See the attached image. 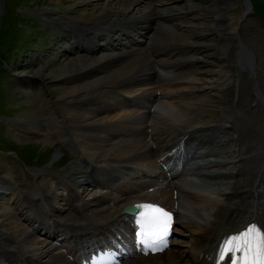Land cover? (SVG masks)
I'll return each instance as SVG.
<instances>
[{
  "label": "bare ground",
  "instance_id": "1",
  "mask_svg": "<svg viewBox=\"0 0 264 264\" xmlns=\"http://www.w3.org/2000/svg\"><path fill=\"white\" fill-rule=\"evenodd\" d=\"M76 1H69L74 5L65 12L45 13L43 16L69 34L64 40H68L73 53L75 49L85 48L88 49L87 53L81 49L80 53L92 56L106 52L113 54L90 64L85 59L71 61L67 54L70 50H66L58 61V70L50 78L63 86L57 92L60 111L58 124L62 127L57 128V125L52 124L33 126L26 124L25 120L11 127L19 134L36 137L63 135L64 132L76 138L82 137L89 141L88 147L82 148V152L88 151L85 154L87 158L89 156L90 162L86 167L73 163L66 168L65 173L53 176L54 180H58L57 185H63L66 194L52 192V186L46 180L40 185L41 189L22 187L17 195H11V203L8 204L11 208L0 206V219L6 223L3 225L0 222V227L6 226L10 231V235L0 233V253L5 256L4 264H69L64 258L71 256L77 260L78 245L88 239L104 236H111L123 244L121 264H181L178 261L181 251L138 257L133 243L135 237L132 238L136 230L134 220L121 213L125 206L134 203L152 204L172 213L175 216L174 227L180 228L182 225L183 229L191 233L195 241L192 251L194 263L190 261L185 264H217L218 250L226 237L244 231L252 224L264 226V89L259 85L261 75L264 76V63L260 60L263 63L260 65L258 55L252 52L254 49L250 50L249 43L242 40L241 36L233 34L232 38L223 37L215 45L206 43V37L202 38V42L185 37L184 29L189 28V25L176 21L190 18L202 27L211 11V7H198L194 0L187 2L184 7L186 11L174 8L160 11L155 7L146 14H141V6L148 0H107L108 7L104 4V8L99 5L103 0ZM124 2L128 5L124 11L112 8L115 3ZM232 8L228 0H221L214 6L219 16L213 19L212 25L218 34L227 32L229 21L223 12ZM80 12H83L82 15ZM248 16H242V23L247 21ZM151 23H156L157 27ZM100 40H104V44ZM118 41L120 44L117 45ZM216 46L222 50L219 62H214L209 54ZM232 48L236 49V56L230 54ZM243 69L256 82L252 96L254 105L252 107L249 103L247 107L253 109L254 113L259 112L260 128L252 123L255 128L245 125L246 128L239 129L234 122V115L228 111L231 101L224 98L232 82L239 84ZM45 81L39 72L23 82L40 84ZM206 90L221 94V105L228 109H223L224 115L217 121H202V115L207 110L201 103H190L194 95ZM158 100H174L176 105L171 108L173 102L167 103V106L165 102L156 107ZM136 107L142 110L131 109ZM174 107L179 113L177 116L170 115L175 112L171 110ZM101 115L103 119L106 118L103 122L92 121ZM144 119L153 121L143 124ZM77 128L82 133H94L89 136L86 134L88 137L82 136L81 132L77 133ZM233 130L238 135L235 141L240 149L227 164H223L229 166L227 170L217 174L223 182L214 183L206 192H201L198 187L188 189L186 183L176 182L183 170L164 172L165 169L158 164L162 162V166L168 165L175 154V164L177 159L182 161L185 158L183 153L175 149L181 143L202 144L218 138L219 131L224 133ZM97 131L103 132V136L96 135ZM130 137L133 139H126ZM42 139L47 142L45 138ZM112 147L114 150L106 154L110 161L126 165L140 159L155 160H151L147 166L123 165L126 171L132 168L140 171V177L136 176V180H140L130 186L107 185L104 189L108 191L103 194L100 191L102 185L89 179V176L93 172L101 173L105 168L97 165L100 161L104 162L102 160L106 157L97 156L98 151L101 149L102 152V148L111 150ZM117 151L118 154H115ZM219 165L212 162L208 164ZM153 169H160V173L154 179L147 180L152 178ZM229 179L231 181H224ZM76 187L81 188L82 192L76 191ZM86 187H89L87 191ZM90 188L98 191L90 194ZM138 190L146 192L134 195ZM86 195L91 198L86 199ZM191 215L195 218L192 219ZM183 218L187 221L180 224L178 221ZM60 229L62 234L59 239L51 231ZM35 236L40 238L34 239ZM174 236L183 237V231L174 229ZM31 238L33 241H30ZM179 244L173 242L171 246ZM163 255H166V261Z\"/></svg>",
  "mask_w": 264,
  "mask_h": 264
},
{
  "label": "rangeland",
  "instance_id": "2",
  "mask_svg": "<svg viewBox=\"0 0 264 264\" xmlns=\"http://www.w3.org/2000/svg\"><path fill=\"white\" fill-rule=\"evenodd\" d=\"M69 1L73 0H5L2 4L3 8L0 9L2 11V13H0V206H2V208H11V206H9L11 203V195H17L19 190L23 189L22 187H25L29 190L39 189L40 185L45 183L46 180V183L50 182L53 190L52 192L55 191L57 192V194H66L67 192L64 191L65 189L63 185H57L58 180H54L53 176L59 173H65L66 168L73 163L77 162L80 164V166L86 167L90 162L89 156L87 158V155L85 154L86 152L88 153V151L84 150V152L86 151L84 154L82 152V148L85 149V147H88L89 141L82 137H73L69 132H64L63 135H47L49 138L47 136L36 137L30 134H19L11 127V125H19L20 123H22V120H25L26 124L33 126L52 124L57 125V128L58 126L62 127L60 124H58V121L60 120V111L58 110L57 106V100L59 98L57 92L58 90H60L58 88H61L63 86L53 82L54 80L50 78L54 75L53 73L58 70V66L60 65L58 61L61 59V56H64L66 50H70V43L68 42V40H64L68 38L69 34L65 33L63 28H61L60 26L47 21L43 15L45 13L65 12L67 9L72 8V6L74 5V3H70ZM77 1L87 2L89 0ZM175 1L177 2L171 0H148L145 2V4H142L141 14H146L151 8L155 7L160 11H171L173 8L179 9L181 11H186L184 7L190 0ZM219 1L221 0H194V4L198 7H211V11L208 14V18H206V23L202 25V27L191 21L190 18L176 21V23L178 24L181 23L183 25H189V28L186 27L184 29L185 37H188L190 38V40L197 42H202V38L206 37V43L215 45L219 43V41L223 37L232 38L233 34L239 37L241 36L242 40L249 43L248 45L250 50L252 51L254 49L252 52H256V55H258V61L262 60V62L264 63V0H252L253 4H255L256 6V11H258L260 16H256L253 13L251 14V10H249L248 7L242 5V0H228L229 4H231V8H233L232 10H228L229 12H223L225 14V17L229 21V27L228 30H226L227 32L221 31V34H218L212 25L213 19L219 16V14L214 11V6ZM107 2V0H103L99 5L103 8L105 7V5L106 7H108ZM126 7H128V5H126V3L124 2L122 4L115 3L112 8L124 11ZM82 13L83 12H80V15H82ZM96 14H99V12H97ZM201 14H203V12H201ZM244 14L245 16H248L249 14L251 15L247 17L246 22L242 23L243 20L241 21L240 19ZM151 25L157 27L156 23H151ZM167 26L169 25L167 24ZM222 29L224 30V28ZM102 41L104 40H100V43L104 44L102 43ZM114 41H116V39ZM114 41L112 42V44L114 43ZM116 44H120V41L116 42ZM80 49L81 51L85 52L86 50H88H85V48H79V50L75 49L74 53L72 52V50H70V52L67 54L70 55L71 61H75L76 59H85L88 63L91 64L94 62H98L101 58H105L113 54V52H106L97 56H92L91 54L84 55L82 54V52L80 53ZM258 49L260 50V52ZM230 51L229 52L231 55H237L236 49L232 48ZM209 54L214 62H219L222 57V50L220 47L216 46L209 52ZM260 57H262L263 59ZM262 62H259L261 63L260 65H263ZM62 63L64 62L62 61ZM39 72L40 74H42L43 79L46 80L45 83L41 82L40 84H32L23 82L27 79V77L37 75ZM241 74L242 75L240 77L239 84L232 82L228 87V94L224 97L226 98V100L231 101L229 104V106H231L228 108L229 110L225 106L221 105V94L218 95V93L216 92L206 90L205 92L203 91L197 93L198 95H194V98L192 97L190 103H201L207 110L202 115V121H217L224 115L223 109L225 108V110L230 111L234 115V122L239 129H243L245 125L251 126L252 123H254L257 127L259 126L260 128L261 123L259 117L260 115H258L259 112L256 111V113H254L253 109L247 107L250 105H252L253 107L254 105L252 96L253 91L256 88V82L252 80V75H250V73L246 69H243V71H241ZM261 79V81H259V85L261 89H264L263 75H261ZM262 91L264 92V90ZM205 98L211 99L206 100ZM158 101L157 103H155L156 107H158L159 103L163 104L166 102V105L169 102H173L172 106H170L172 108L174 105H176V103L174 102L177 101V99L175 101L169 100L168 102L167 100ZM249 103L251 104L249 105ZM156 107H154L153 109H155ZM131 109H137L136 111L142 110L140 107ZM169 110H167V112L170 113ZM171 110H175V112L173 111L170 113L171 116L179 115V113H176V108ZM167 112L165 115L168 114ZM235 113L237 116L235 115ZM103 117L104 116L101 115L98 118L93 119L92 121L103 122L106 119H103ZM246 117L248 118L246 119ZM187 118L191 122H194V120H192L190 117ZM151 120L152 119H144L143 124L152 122L153 120ZM194 123L196 124V122ZM246 126L244 128H246ZM70 127L71 126H69V128ZM251 127L255 128L254 125H252ZM76 131L79 134L82 133L78 128L76 129ZM219 132V137L216 138L218 139L217 142L216 139H209L201 145L194 142H189L187 143L188 145L186 144L184 146L185 149H183V151L188 154V157L190 155L194 158L191 161V163L194 164V166H192L194 167V170L190 167L191 165H189L188 167H186L187 169H185L183 178L187 176V178H189H185L187 181L193 180L200 182L204 187H212L216 182H223V179L220 178L217 174H221L227 170L229 166L226 165V167L223 164H227L230 161L229 159L235 152L240 149V147L237 141H235L238 136L236 130L228 132L224 131V133ZM92 133H88L86 131L85 133H82V136H89ZM97 134L103 136L102 134L104 133L101 131H97L96 135ZM42 138H45L47 142ZM126 139L133 138L130 137ZM112 149L114 150V147H112L111 150L102 148V152H100V149L97 156L99 155L103 158L107 153L112 152ZM229 151L230 157H225L226 153ZM115 154H118V151L115 152ZM191 154L194 155L192 156ZM107 158L108 156L103 158L102 161L104 162L100 161L99 163H97L98 167L104 166L107 170L103 167L104 169L101 171V173L100 171H95L97 173L94 174L93 172V175L89 176V179L93 180L94 182L96 181L100 183V186L102 185L101 188L103 189L100 191H102L103 194L108 191V189H104L107 185L124 184L130 186L131 184H134L140 180H136V176L140 177V171H136L134 168H132V170L130 171H126V168H124V166H147L149 165L151 160H155V158L140 159L124 165V163L110 161ZM105 160H107V162ZM211 162L213 164L216 163V165L220 164V167L208 166V164ZM213 167H215V169H213ZM104 170L105 172H103ZM187 170L190 171L186 172ZM153 174H156V172H154ZM206 178H209L211 181ZM121 180L122 182H124L122 183ZM224 181L228 182L230 181V179ZM16 186H21V188L17 189ZM88 188L89 187H86L85 190L87 191ZM75 190L79 193L82 192V189L79 187H76ZM91 190L93 189H89L90 194L91 192L93 194L94 191H98L95 190V188L93 191ZM145 192L146 190H138V192L134 193V195H142ZM87 195L85 196L86 199L90 197ZM1 215L2 209H0V216ZM190 217L192 219L195 218L194 215H191ZM185 221H187V219H185ZM0 222H2L3 225L6 224L2 219H0ZM5 227L6 226L0 227V233L10 235V231H8V228ZM176 229L183 231V237L174 238L173 242H179L180 244L171 246L167 250L166 255L168 253L171 254L181 251L178 257L179 263L185 264L190 261L193 262L192 251L195 247L193 236L187 230L178 227ZM53 233H57V230H55ZM38 237L39 236H35L34 239H38ZM31 239L30 241H33V238ZM166 255H163L164 261H166ZM65 258L69 260V257ZM4 261L5 256L0 253V264H4Z\"/></svg>",
  "mask_w": 264,
  "mask_h": 264
},
{
  "label": "snow or ice",
  "instance_id": "3",
  "mask_svg": "<svg viewBox=\"0 0 264 264\" xmlns=\"http://www.w3.org/2000/svg\"><path fill=\"white\" fill-rule=\"evenodd\" d=\"M137 207L143 209L136 221L140 226L139 242L147 250L168 234L172 217L152 204ZM217 264H264V226L252 224L246 230L226 237L219 247Z\"/></svg>",
  "mask_w": 264,
  "mask_h": 264
},
{
  "label": "water",
  "instance_id": "4",
  "mask_svg": "<svg viewBox=\"0 0 264 264\" xmlns=\"http://www.w3.org/2000/svg\"><path fill=\"white\" fill-rule=\"evenodd\" d=\"M123 211L128 213L129 212V207H125Z\"/></svg>",
  "mask_w": 264,
  "mask_h": 264
}]
</instances>
